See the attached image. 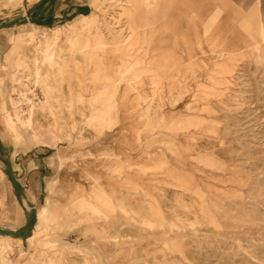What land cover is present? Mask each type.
<instances>
[{
	"label": "rangeland",
	"instance_id": "1",
	"mask_svg": "<svg viewBox=\"0 0 264 264\" xmlns=\"http://www.w3.org/2000/svg\"><path fill=\"white\" fill-rule=\"evenodd\" d=\"M35 1L0 0V229L25 227L0 236V264H264L261 30L245 20L220 27L202 0H88L87 19L13 28ZM92 23L109 70L69 45L43 56L55 32L61 46L70 25ZM122 61L140 63L115 89L109 75ZM100 184L116 195L82 221V196ZM45 207L59 218L29 241Z\"/></svg>",
	"mask_w": 264,
	"mask_h": 264
},
{
	"label": "bare ground",
	"instance_id": "2",
	"mask_svg": "<svg viewBox=\"0 0 264 264\" xmlns=\"http://www.w3.org/2000/svg\"><path fill=\"white\" fill-rule=\"evenodd\" d=\"M156 14H158V13H156ZM82 18L83 19H87V18H89V15L82 16ZM97 29H96L95 24L92 23L88 27L87 32H84L85 31L84 28L82 29V27L80 28V26H77L76 24L75 25L72 24V25H70V30L71 31L67 35V37H66V39L64 41L65 44H63L61 46L59 44L58 45L56 44L57 43L56 40H58V38H59V33H56L55 32L54 37H53V40L51 41V43L50 42H47L45 44V46L43 47V49H42L43 56H45L46 58H50L52 56V54H53V51H55L56 49L62 50L64 46L67 45V47H68V45H69V47L71 46V47L76 48V51L83 57V59H84L83 61L86 63L87 66L88 65H91V62H92L93 59L98 58L100 56L99 59L102 61L103 66L106 68V71H107L111 67V64L109 63V61L107 59L104 60L105 59V55L104 54L106 52V47L108 46V43L104 40L103 35ZM172 29H174V28H172ZM56 31H58V30H56ZM260 32H261L262 36L264 37V28H261V31ZM19 42L21 43V45L22 44H25L24 38L21 39ZM55 45H56V49L54 48ZM21 56L19 55V59H18L19 61L16 62V64L18 66L21 64V61L20 60L23 61L25 59V57H22L21 58ZM163 56L164 55L162 54V57ZM170 56H169V58H170ZM164 61H165V59H164ZM169 61H172V60H169ZM169 61H167V62H169ZM139 63L140 62H138V61L135 62V64H139ZM135 64L133 62H131V61H122L119 64V66L114 69L113 74H110L109 75L110 76V78H109L110 80L109 81H112L113 82V84L115 86L114 87L115 89L118 88V85L124 79L126 73L128 72V69L132 68ZM12 80L15 83L16 82L19 83L22 86V87L17 88L20 91L21 98L24 101H26V102H30V99H28L27 96H26L27 93H28V91L30 90L28 88V86L25 83L21 82L20 79H19V77L17 75H15V74L12 75ZM129 81H131V80H129ZM2 85L3 84L1 83V89H0V93L1 94H2ZM199 87H200V85H196L195 88H193V87L188 88L187 87V91H189L188 92L189 93V98L194 99V98L197 97V95H196L197 92H196L195 89H199ZM31 105L32 106L29 108L30 115L33 114L34 108H35L34 103H31ZM185 106L189 110H191L193 108H199L197 106H200V105H197L196 103L187 102L185 104ZM2 109H3V111L5 113L7 112L5 105L2 106ZM208 109H209V107H208ZM16 116H17V120L20 121L22 124H29L30 118L27 119V121L26 120H22L21 117L19 116V109H16ZM5 117L7 119V125L9 127V129L12 132H14L15 135L18 136V131H17V128H16V124L17 123L15 124V122L13 121V119L8 114H6ZM31 118H32V116H31ZM204 133H206V132H204ZM76 191L79 192V190H76ZM81 192L82 191H80L79 193H81ZM195 193H198V192H195ZM83 195H85V194H83ZM114 195H116V191L109 192L108 189L105 186H103L102 184H100L98 191L94 188V190H91V193L89 195L82 196L83 198H82V200L80 202L79 209H80L81 213H84V215L81 218V220L87 222V221H92L93 219H95L96 218L95 217L96 216L95 214L96 213H100L103 210V207H110V204L109 203L112 202ZM0 198H1L2 202H4L3 201V195H1ZM205 209H206V206H205ZM205 214H206V212H205ZM58 218H59V215H58V213H56L55 207H51V209H49V207L43 208L38 213L37 223L35 225L34 233L31 236L28 237V240L33 242L36 239L40 238L45 233V231L48 228L49 224L51 222L55 221V220H58ZM0 236H6V235H0ZM7 237H9V236H7Z\"/></svg>",
	"mask_w": 264,
	"mask_h": 264
},
{
	"label": "crops",
	"instance_id": "3",
	"mask_svg": "<svg viewBox=\"0 0 264 264\" xmlns=\"http://www.w3.org/2000/svg\"><path fill=\"white\" fill-rule=\"evenodd\" d=\"M91 11L88 0H39L18 12L20 16L16 19L13 28H51L66 17L89 15ZM201 11L205 18L218 11L220 27H237L239 24L233 23L232 20H245V24H250L256 30L253 33L264 28V0H202ZM235 35H245V33L237 28Z\"/></svg>",
	"mask_w": 264,
	"mask_h": 264
},
{
	"label": "water",
	"instance_id": "4",
	"mask_svg": "<svg viewBox=\"0 0 264 264\" xmlns=\"http://www.w3.org/2000/svg\"><path fill=\"white\" fill-rule=\"evenodd\" d=\"M4 25H0V28H3ZM7 173H8V176L17 192V194H21L22 192V189H21V186L20 184L18 183L16 177L14 176L12 170H11V167H10V163L8 162L7 163ZM29 224V222H27V225ZM25 230V227L24 228H20L16 231L14 230H7V229H0V235H6V236H14V237H21L23 235V231Z\"/></svg>",
	"mask_w": 264,
	"mask_h": 264
}]
</instances>
